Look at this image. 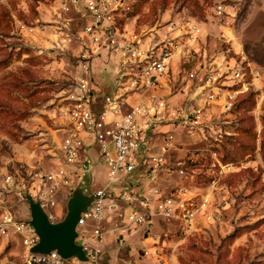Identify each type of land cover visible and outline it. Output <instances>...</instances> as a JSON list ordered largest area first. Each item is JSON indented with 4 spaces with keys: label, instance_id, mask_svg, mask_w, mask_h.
I'll return each mask as SVG.
<instances>
[{
    "label": "rangeland",
    "instance_id": "rangeland-1",
    "mask_svg": "<svg viewBox=\"0 0 264 264\" xmlns=\"http://www.w3.org/2000/svg\"><path fill=\"white\" fill-rule=\"evenodd\" d=\"M218 2L228 12L224 27L213 15ZM126 4L122 20L138 31L160 29L164 34L171 23L195 21L200 25L198 51L183 63L184 68L191 69L204 57L232 47L237 54H230L248 61L258 75L253 91L240 96L229 112H207L201 131L191 135L181 126L162 128L163 132H173L175 140L181 134L179 148L188 150L193 158L180 165L182 175L169 174L173 183L183 181L200 189L198 192H208L216 205L215 215L199 217L197 230L185 236L177 222L153 217L151 237L157 240L163 260L141 256L152 240L138 241L136 235L130 242L132 255L117 261L264 264V0H126ZM84 22L82 13L66 0H0V177L5 170L27 173L56 167L63 128L68 123L65 90L77 78L86 77L78 56ZM101 59L106 61L107 80L103 84L94 77L90 82L98 98L111 93L115 83L116 58L106 60L104 51L101 58L92 61L93 76L100 69ZM178 70V63L173 62L172 76ZM91 151L95 182L88 185L89 192L102 187L107 179L97 146ZM213 153L225 165L222 173L218 166L210 169ZM80 179L77 174L71 186ZM57 197L59 208L47 211L59 220L64 216L67 197L62 192ZM12 202L20 216L25 212L29 216L26 202ZM80 228L91 245L93 221L86 220ZM3 242L0 237V250ZM122 251L126 256V247Z\"/></svg>",
    "mask_w": 264,
    "mask_h": 264
},
{
    "label": "built area",
    "instance_id": "built-area-1",
    "mask_svg": "<svg viewBox=\"0 0 264 264\" xmlns=\"http://www.w3.org/2000/svg\"><path fill=\"white\" fill-rule=\"evenodd\" d=\"M66 3L85 18L78 56L86 77L77 78L65 90L68 123L63 128L56 167L1 173L0 236L19 237L22 250L14 261L4 262L0 257V264L83 263L62 258L55 250L31 251L38 235L29 216H20L12 201L16 198L26 202L28 193L39 200L50 221H58L47 208H59V192L68 198L83 180L84 191L91 193L87 188L95 182L91 151L95 146L101 165L107 169V179L92 192L96 199L81 213L77 225V242L89 258L85 263L100 264L106 232H111L120 246L126 245L127 236L137 233L144 240L151 238L152 244L143 248L141 256L162 261V250L151 237L153 217L177 222L185 236L197 230L199 217H212L216 210L208 192L197 193L183 181L170 187L163 185L162 171L182 175L180 165L184 161L168 164L166 155L177 141L173 132H163L162 128L181 126L191 135L201 131L208 108L217 106L220 111L229 112L241 94L254 89L258 74L248 61L235 56L237 52L232 47L204 57L191 69L184 68L183 63L198 51L201 28L195 21L171 23L164 34H160V29L138 31L122 20L123 11L128 9L126 0ZM213 13L216 23L224 27L226 6L218 2ZM103 51L105 57L116 58L115 83L111 93L98 98L97 90L90 84L94 79L91 69L93 59L101 58ZM173 62L179 66L175 77L170 72ZM176 94L180 95L179 100L169 99ZM212 158L210 169L218 166L221 173L225 171V165L214 153ZM77 174L82 179L71 186ZM210 183L213 191L215 180ZM88 219L93 221L91 245L80 228Z\"/></svg>",
    "mask_w": 264,
    "mask_h": 264
},
{
    "label": "water",
    "instance_id": "water-1",
    "mask_svg": "<svg viewBox=\"0 0 264 264\" xmlns=\"http://www.w3.org/2000/svg\"><path fill=\"white\" fill-rule=\"evenodd\" d=\"M95 199L94 193L84 191V182L81 180L65 202L64 216L53 222L49 220L39 200H34L27 193L28 221L38 235V242L30 250L41 253L55 250L62 258H75L80 262H88L89 258L83 250V245L77 242V225L81 213L86 211Z\"/></svg>",
    "mask_w": 264,
    "mask_h": 264
},
{
    "label": "crops",
    "instance_id": "crops-1",
    "mask_svg": "<svg viewBox=\"0 0 264 264\" xmlns=\"http://www.w3.org/2000/svg\"><path fill=\"white\" fill-rule=\"evenodd\" d=\"M107 59L108 58L106 57V60ZM100 62L102 64H100L99 71L97 73H95L94 76L92 74V76H93V78L94 77L96 78L95 81H97L99 83L101 82V83L104 84L105 80H107V78H105V74H106L105 67L106 66L104 65L106 61H103L101 59ZM169 99L173 100V101L179 100L180 99V95H178V94L172 95V96L169 97ZM208 112L211 113L209 115H212V114L221 115V113H223V112H221L219 110V108L217 106H211L210 108H208ZM168 126H170V125H168ZM168 126H164L163 128H167ZM180 136H181V134H179V137L176 140L177 141L176 142L177 146L172 148L170 150L168 156H167V162L170 165H174L178 161H182V162L186 161L187 159L193 160L192 155H190L188 153L189 152L188 150H186V152H184L181 148H179L178 140L181 139ZM174 149L177 150V152L174 153V151H175ZM169 174H172V173L170 172ZM169 174H167V172H165V171H162V173H161V177L163 179V183L166 182L165 186H168L167 184L174 185V184L180 182L179 180H177L176 183H173V181H172L171 177L169 176ZM175 175L178 176L177 174H175ZM191 189L193 191H197V192L200 191V189H197L196 187L194 188L192 186H191ZM59 194H60V192H59ZM27 213L25 212L23 217L28 216ZM136 235L139 236L138 239H137L139 241V239H141V233H137V234H134V235H131V236H127L126 237V245L125 246H120V245H118L116 243L114 235L111 232H106L104 246H103V252H102V255H101V258H100V264H103V263H101L103 258L107 259V263H105V264H124L123 261L128 259L132 255V249H130V242H132L136 238L135 237ZM0 237H2V236H0ZM2 240L4 242L1 245V250H0L1 259L4 262L17 260L18 259V254L22 250V245H21V241H20L19 237H17V236H13L11 238L2 237ZM144 241H146V240H144ZM6 247H8L7 250H5ZM122 247H126V251H127V255L126 256H125L124 252L122 251ZM15 255H16L17 258H14ZM118 257H120V258L124 257L123 261H121V260L117 261ZM82 264H87V263L83 262ZM148 264H151V263L149 262Z\"/></svg>",
    "mask_w": 264,
    "mask_h": 264
},
{
    "label": "trees",
    "instance_id": "trees-1",
    "mask_svg": "<svg viewBox=\"0 0 264 264\" xmlns=\"http://www.w3.org/2000/svg\"><path fill=\"white\" fill-rule=\"evenodd\" d=\"M252 91H253V90H249V91H247V92L241 94L240 96H242V95H246V94H250ZM240 96H239V97H240ZM238 99H239V98H238ZM237 101H238V100H237ZM237 101H236V102H237ZM14 201L16 202L17 199L15 198ZM18 202H19V201H18Z\"/></svg>",
    "mask_w": 264,
    "mask_h": 264
}]
</instances>
